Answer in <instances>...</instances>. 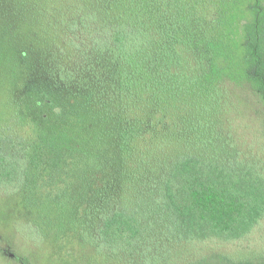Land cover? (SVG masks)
<instances>
[{
    "label": "trees",
    "instance_id": "1",
    "mask_svg": "<svg viewBox=\"0 0 264 264\" xmlns=\"http://www.w3.org/2000/svg\"><path fill=\"white\" fill-rule=\"evenodd\" d=\"M0 189L15 264H264L195 250L264 219V0H0Z\"/></svg>",
    "mask_w": 264,
    "mask_h": 264
},
{
    "label": "rangeland",
    "instance_id": "2",
    "mask_svg": "<svg viewBox=\"0 0 264 264\" xmlns=\"http://www.w3.org/2000/svg\"><path fill=\"white\" fill-rule=\"evenodd\" d=\"M1 192V189H0ZM0 198V248H8L12 253L23 255L29 253L28 244L25 240H21L24 233L32 231L31 224L20 221L31 216L25 212L17 211L18 205H11L10 202ZM11 205V206H10ZM21 213V215H20ZM7 221V225L3 228L1 223ZM16 228V230H15ZM37 240V239H36ZM40 252L42 253V260L44 264H84L82 260V253L75 250L73 256L70 258L60 259V263L53 260L49 254L52 252V244L50 242H43L39 240ZM195 250L200 254L218 253L219 251L224 255L234 259H242L248 257H264V219L257 225L250 233L242 238L234 241H218L208 240L195 244ZM61 258V257H60ZM264 259V258H262ZM0 264H15L14 261L8 257L7 254L0 252Z\"/></svg>",
    "mask_w": 264,
    "mask_h": 264
}]
</instances>
